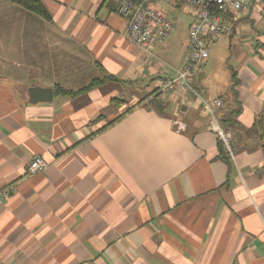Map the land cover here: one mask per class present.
I'll use <instances>...</instances> for the list:
<instances>
[{
	"label": "crops",
	"instance_id": "0c3cea01",
	"mask_svg": "<svg viewBox=\"0 0 264 264\" xmlns=\"http://www.w3.org/2000/svg\"><path fill=\"white\" fill-rule=\"evenodd\" d=\"M43 1L51 21L0 0V264H264V152L240 140L264 112L263 6L227 16L212 45L226 53L191 75L195 92L160 94L159 111L141 100L184 66L191 8L184 43L145 49L124 36L120 0ZM94 79L28 100L33 85ZM235 91L240 152L226 160L216 124Z\"/></svg>",
	"mask_w": 264,
	"mask_h": 264
},
{
	"label": "built area",
	"instance_id": "2783aa9c",
	"mask_svg": "<svg viewBox=\"0 0 264 264\" xmlns=\"http://www.w3.org/2000/svg\"><path fill=\"white\" fill-rule=\"evenodd\" d=\"M148 0H120L117 12L126 20L124 36L141 47L148 49L153 45L165 41L176 29L175 23L162 11L149 5ZM191 8L195 19L189 29V45L185 56V63L176 74L161 82L158 93L166 94L173 91L188 90L195 92L191 75L207 63L211 46L215 39L230 30L227 16L244 13L252 5H262L264 0H174ZM224 100H214L215 106H209L211 112L215 107L223 106ZM178 130L185 131L187 124L176 121ZM217 125L219 138L228 152L232 153V136L220 125ZM45 167L40 157L31 163L29 174H33ZM11 188L0 191V204L3 198L10 195Z\"/></svg>",
	"mask_w": 264,
	"mask_h": 264
},
{
	"label": "trees",
	"instance_id": "16d2710c",
	"mask_svg": "<svg viewBox=\"0 0 264 264\" xmlns=\"http://www.w3.org/2000/svg\"><path fill=\"white\" fill-rule=\"evenodd\" d=\"M11 1L31 12H34L42 16L43 18L49 21L52 20L51 13L46 7L43 0H11ZM135 1H141V0H135ZM105 80L106 79H94L87 86L83 87L82 89H79L78 91L67 90L61 86H57L55 92L63 93L65 95H77L86 92L96 86L101 85L103 82H105ZM236 84H238L237 80L234 81L233 86ZM160 94L161 93H157V91L155 90L154 92L144 97L141 100V103L147 99L148 100L147 103L144 104L146 107L149 108L153 107L160 111L162 110V107H164V103L159 98ZM150 97L151 99H149ZM234 101H235V107H233L230 110L228 109L224 111L223 115L220 118L221 126L226 132L228 130L237 128V126L239 125L238 116L242 112V105L241 102L239 101L237 91H235ZM131 109H129L127 112H129ZM250 137L256 138L258 140L264 152V112H262L255 119L251 127L246 128L244 129V131H242L240 140L246 142ZM231 148H233V150L236 148V144L234 142L231 143ZM221 154L226 160H229V152L226 150L224 143L221 145Z\"/></svg>",
	"mask_w": 264,
	"mask_h": 264
},
{
	"label": "rangeland",
	"instance_id": "374dc122",
	"mask_svg": "<svg viewBox=\"0 0 264 264\" xmlns=\"http://www.w3.org/2000/svg\"><path fill=\"white\" fill-rule=\"evenodd\" d=\"M150 4L162 11L169 19H171L175 23L176 29L172 34V38L175 39L176 44H178L179 42L184 43L188 26L192 20V15L190 14L188 8L181 3L174 2L173 0H150ZM222 45L223 38L219 40L218 46H211V54L223 56V54L226 53V48ZM223 65H225V63L220 61L219 57L216 56L215 63L210 66L216 68L218 67L220 70L224 71L226 67H224ZM156 91L158 93V89ZM149 94H146V96ZM232 151L234 153L240 152V150H237L236 148L234 150L232 148ZM229 153L230 155L232 154L231 152Z\"/></svg>",
	"mask_w": 264,
	"mask_h": 264
},
{
	"label": "water",
	"instance_id": "95a60500",
	"mask_svg": "<svg viewBox=\"0 0 264 264\" xmlns=\"http://www.w3.org/2000/svg\"><path fill=\"white\" fill-rule=\"evenodd\" d=\"M28 100L32 104L50 103L54 99L55 91L52 87L33 85L27 89Z\"/></svg>",
	"mask_w": 264,
	"mask_h": 264
}]
</instances>
